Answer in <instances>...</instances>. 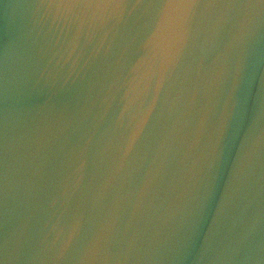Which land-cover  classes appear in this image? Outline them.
<instances>
[{
    "label": "water",
    "instance_id": "water-1",
    "mask_svg": "<svg viewBox=\"0 0 264 264\" xmlns=\"http://www.w3.org/2000/svg\"><path fill=\"white\" fill-rule=\"evenodd\" d=\"M0 264H264V0H0Z\"/></svg>",
    "mask_w": 264,
    "mask_h": 264
}]
</instances>
